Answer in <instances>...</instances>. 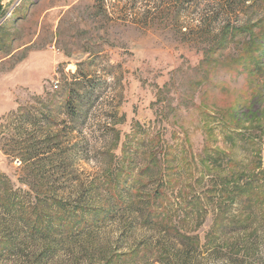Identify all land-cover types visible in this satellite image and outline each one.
Here are the masks:
<instances>
[{
  "label": "rangeland",
  "instance_id": "rangeland-1",
  "mask_svg": "<svg viewBox=\"0 0 264 264\" xmlns=\"http://www.w3.org/2000/svg\"><path fill=\"white\" fill-rule=\"evenodd\" d=\"M194 1V9L184 11L180 6L176 16L187 30L206 23L203 37L176 34L171 14L176 0H104L103 4L98 0H0V131L7 116L52 99L78 71L99 77L106 82L103 98L88 112L79 138H89L100 155L73 156L68 172L80 179L87 173L105 175L110 169L108 157H103L111 155L114 167L128 173L130 185L150 160L153 146L155 151L167 149V173L179 179L163 190L176 202L201 194L207 208L203 217L185 216L184 205H175L178 214L170 216L169 223L183 234L198 235L202 244L218 199L206 189L212 191L210 187L223 179L250 176L254 179L250 189L264 192V0L229 5L220 0ZM146 13L148 20L142 17ZM226 25L237 30L229 28L223 36ZM52 114L55 127L64 129L69 119L64 109ZM105 122L113 125L115 133L103 140ZM106 146L108 154H103ZM156 157L162 159L161 154ZM0 173L15 188L29 189L23 184V164L1 151ZM59 187L67 193L57 196L72 203L73 183ZM25 208L35 211L33 206ZM67 210H55L59 216L54 225H76ZM229 210L235 213L237 205ZM140 223L118 210L84 234L55 235L48 242L61 243L39 264H264L260 225L221 236L219 241H227V248L216 250L217 242L178 261L167 247L163 250L161 233ZM25 239L18 234L19 249L0 252V264H38L30 254L34 242ZM0 241V247L11 244ZM35 242L36 248L42 243Z\"/></svg>",
  "mask_w": 264,
  "mask_h": 264
},
{
  "label": "trees",
  "instance_id": "trees-1",
  "mask_svg": "<svg viewBox=\"0 0 264 264\" xmlns=\"http://www.w3.org/2000/svg\"><path fill=\"white\" fill-rule=\"evenodd\" d=\"M176 1V9L171 12L174 14L176 34L180 37L205 36L206 23H202L195 29L188 27L187 30V27L182 25L176 16L180 9L184 11L194 9L196 2L194 0ZM220 1V3L225 2L229 5L241 0ZM98 2L103 4L104 0H98ZM135 2L132 1L130 4L134 7ZM122 4L120 2V5ZM148 14L146 13L142 17L148 20ZM229 28L233 31L237 30L233 26L226 25V31H222L223 36L228 35ZM184 38L182 37V39ZM105 83L97 76L79 74L78 71L76 76L64 81L61 88L53 94L52 99L45 102L37 101L32 109L30 107L19 108L6 117V122L2 124L0 131V151L8 157L18 159L23 164L26 172L23 184L29 189L15 188L11 180L0 173V239L11 243L8 247L7 244L0 247V252L17 251L20 245L15 240L18 234H22L25 236V240H28L25 243L34 242L33 251L30 253L33 262L42 263L47 259L45 256L48 257L57 249V246L54 245L61 243L60 240L53 241L54 245L48 242L55 235L68 238L76 234H84L91 228V225H97V221H102V218H111L118 210L129 213L135 222L138 221L144 226L156 228V231L162 235L160 237L165 239L163 250L167 247V251L174 255L178 261L183 259L185 261L191 251L202 247L206 249L214 246L217 242L218 247L214 246L216 250H220L223 245L227 248L229 246L227 241L224 243L219 241L223 235L247 231L249 228L255 230L258 225L264 227V192L259 193L250 189L254 181L250 176L245 180L223 179L220 183H214L210 187L213 189L212 191L206 189L205 192H210L211 197L218 196L219 200L214 202V220L210 230L205 234L202 244L198 235L183 234L176 226L171 225L172 223H169L170 216L178 214V210L173 209L175 205H184L185 216L196 213L199 217H203L207 208L205 209L203 206L201 194L195 195V198L193 197L190 201L182 199L180 202H176L171 199L167 191L163 190L171 184H178L177 179H179H176L175 173H167L168 165L166 164L169 162L167 149L162 152L155 151L153 146L148 152L150 160L147 159V165L139 169V177L133 180L130 185L129 177L127 178L128 173H122L124 171H118V167H114L111 155L103 157H108L107 164L110 169L105 172V175L99 176L97 172L87 173L80 179V176L69 173L68 170L73 164V156L80 154L86 157L90 152L95 154L99 152L100 155V151H95L96 149L89 138H79V132H81V124L88 112L102 100L104 91L102 88L104 85L106 86ZM60 108H63L69 117L64 129L55 127L57 121L52 114L55 109ZM108 116L112 117L113 114H108ZM75 132L77 135H73ZM110 133L114 134L115 129L113 125L110 126L105 122L100 136L105 140V136ZM77 137L78 139L75 141L72 140ZM108 147H104L107 150H103V154H108ZM154 151L155 154L152 153ZM125 154L128 153L125 152ZM158 154L162 156L161 160L164 164L162 168L160 159L156 157ZM154 155L155 157H153ZM142 177L146 179H142ZM68 182H72L76 189V195L71 200L72 203H69L66 198L57 196L58 192L66 191L65 187L59 186ZM229 184V189H225L224 186ZM222 191L227 193L224 198L221 194ZM233 204L237 205L235 213H231L229 210ZM29 206H33L35 211L25 208ZM60 208L62 211L70 210V215L76 225L69 221L66 225H54L59 216L54 212ZM173 211L176 212L172 214ZM94 214L99 217L91 218V215ZM73 226L75 234H72ZM172 240L180 247H174L176 244ZM35 241L47 244L42 245L41 243V247L38 245L36 248ZM161 251L158 249L156 253L160 254Z\"/></svg>",
  "mask_w": 264,
  "mask_h": 264
},
{
  "label": "built area",
  "instance_id": "built-area-1",
  "mask_svg": "<svg viewBox=\"0 0 264 264\" xmlns=\"http://www.w3.org/2000/svg\"><path fill=\"white\" fill-rule=\"evenodd\" d=\"M57 83H58V82H57V81H55V83H54V87H55V88L57 87Z\"/></svg>",
  "mask_w": 264,
  "mask_h": 264
},
{
  "label": "crops",
  "instance_id": "crops-1",
  "mask_svg": "<svg viewBox=\"0 0 264 264\" xmlns=\"http://www.w3.org/2000/svg\"><path fill=\"white\" fill-rule=\"evenodd\" d=\"M14 74H15V73H14ZM17 76H18V75H17ZM14 78H17V77H16V76H14ZM37 80H40V77H39V76L37 77Z\"/></svg>",
  "mask_w": 264,
  "mask_h": 264
}]
</instances>
